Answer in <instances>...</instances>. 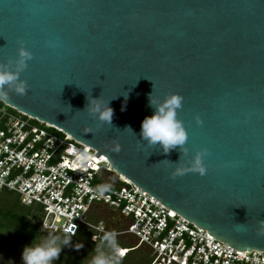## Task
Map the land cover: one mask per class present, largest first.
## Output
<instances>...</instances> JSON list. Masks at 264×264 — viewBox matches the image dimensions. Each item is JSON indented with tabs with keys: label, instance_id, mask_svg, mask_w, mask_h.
I'll list each match as a JSON object with an SVG mask.
<instances>
[{
	"label": "water",
	"instance_id": "1",
	"mask_svg": "<svg viewBox=\"0 0 264 264\" xmlns=\"http://www.w3.org/2000/svg\"><path fill=\"white\" fill-rule=\"evenodd\" d=\"M21 45L25 92L5 86L1 101L223 244L264 250V0H0V65L16 71ZM171 93L187 139L165 154L139 130L149 96ZM88 96L108 100L111 124ZM196 152L202 175L172 174Z\"/></svg>",
	"mask_w": 264,
	"mask_h": 264
},
{
	"label": "built area",
	"instance_id": "2",
	"mask_svg": "<svg viewBox=\"0 0 264 264\" xmlns=\"http://www.w3.org/2000/svg\"><path fill=\"white\" fill-rule=\"evenodd\" d=\"M5 106L10 111L0 107V190L14 192L22 205L33 208L42 231L66 228L71 237L84 232L93 241L102 225L124 242L135 239L133 246H120L122 258L144 247L148 264H264V250L223 244L114 173L91 147ZM102 183L110 188L97 195L94 189ZM102 208L115 214L117 225L90 218L93 212L103 214Z\"/></svg>",
	"mask_w": 264,
	"mask_h": 264
},
{
	"label": "clouds",
	"instance_id": "3",
	"mask_svg": "<svg viewBox=\"0 0 264 264\" xmlns=\"http://www.w3.org/2000/svg\"><path fill=\"white\" fill-rule=\"evenodd\" d=\"M30 58L31 53L21 45L17 49L16 71H11L0 65V96L6 95L3 91L5 86L19 94L25 92V82L18 79V72L25 67L26 60ZM86 99L85 109L94 115L98 121L111 124L113 110L108 100L92 96H88ZM126 99L127 94H125ZM181 100L182 98L176 93L168 94L163 99L150 95L148 102L153 111L151 115L144 116L140 122V138L146 141L148 145H159L165 154L175 146H183L187 139L185 129L176 115L177 109L181 107ZM121 110H124L123 104ZM125 129H128L127 126ZM113 150L118 151L119 146L117 145ZM187 170L198 172L201 175L204 173L200 152L193 155L189 166L174 167L172 174L180 175ZM109 188V184L102 183L98 184L94 191L97 195H103ZM89 227L92 226L89 225ZM97 231L99 235L92 236V240L95 242L94 247L83 258V264H120L124 253L117 242V233L111 229H104L102 225ZM71 239L72 237L66 228L60 232L48 231L35 242L30 241L21 248L20 264H54L62 248L70 245ZM71 246L73 249L79 250L83 245L77 242Z\"/></svg>",
	"mask_w": 264,
	"mask_h": 264
},
{
	"label": "trees",
	"instance_id": "4",
	"mask_svg": "<svg viewBox=\"0 0 264 264\" xmlns=\"http://www.w3.org/2000/svg\"><path fill=\"white\" fill-rule=\"evenodd\" d=\"M1 196L3 199H0V242L10 250L21 251V248L30 241L38 240L40 235L38 214L32 212L30 207L22 205L14 192L4 190ZM81 235L86 236V233L79 232L76 236H72L70 243L80 242ZM68 251L70 259L64 261L61 255L54 261V264H81V261L83 262L73 247ZM80 252L85 253L81 250ZM88 253L89 251L83 257Z\"/></svg>",
	"mask_w": 264,
	"mask_h": 264
},
{
	"label": "rangeland",
	"instance_id": "5",
	"mask_svg": "<svg viewBox=\"0 0 264 264\" xmlns=\"http://www.w3.org/2000/svg\"><path fill=\"white\" fill-rule=\"evenodd\" d=\"M0 107L5 108L6 110L10 111V108H8L7 106H5L3 101H0ZM4 190H0V199L2 198V194H3ZM11 196V193H10ZM28 207V206H25ZM31 211L34 212L33 208H31ZM100 211V210H99ZM38 212V211H37ZM103 214H99L96 215L94 212L91 214L90 218L93 220H103L104 223H107L111 226V224H115L117 225V223L115 222V214L110 213V210L107 209V211L103 210L102 211ZM36 213V212H34ZM37 214V213H36ZM40 229V228H39ZM39 236L38 239L41 238L42 236H44L47 232L42 231L41 229L39 230ZM87 236V235H86ZM85 235H81V241L79 243H81L83 246L77 250V254L79 255V257L81 259H83L84 255L86 254L87 251H90L93 247H94V241H91L88 238V236L86 237ZM117 242L119 244V246L121 247H130L133 246L135 244V239H129V242H124L123 240L116 238ZM77 243L76 241H74V243H70L69 246L62 248L61 253L59 254V256L62 255L64 261L70 259V255H69V249L72 248V244ZM80 250L82 252L85 253H81ZM20 252L21 251H14V250H10L9 247L3 245L0 242V264H20ZM150 261V256H149V251L144 248V247H139L136 249L131 250L126 257L121 259L120 264H148ZM81 264H83V262L81 261Z\"/></svg>",
	"mask_w": 264,
	"mask_h": 264
},
{
	"label": "snow or ice",
	"instance_id": "6",
	"mask_svg": "<svg viewBox=\"0 0 264 264\" xmlns=\"http://www.w3.org/2000/svg\"><path fill=\"white\" fill-rule=\"evenodd\" d=\"M101 159H103V157H101Z\"/></svg>",
	"mask_w": 264,
	"mask_h": 264
},
{
	"label": "bare ground",
	"instance_id": "7",
	"mask_svg": "<svg viewBox=\"0 0 264 264\" xmlns=\"http://www.w3.org/2000/svg\"><path fill=\"white\" fill-rule=\"evenodd\" d=\"M123 177V176H122ZM124 178V177H123Z\"/></svg>",
	"mask_w": 264,
	"mask_h": 264
}]
</instances>
